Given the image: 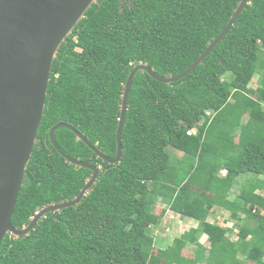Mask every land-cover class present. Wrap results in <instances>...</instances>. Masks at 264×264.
I'll return each mask as SVG.
<instances>
[{
	"label": "trees",
	"instance_id": "16d2710c",
	"mask_svg": "<svg viewBox=\"0 0 264 264\" xmlns=\"http://www.w3.org/2000/svg\"><path fill=\"white\" fill-rule=\"evenodd\" d=\"M239 2L94 3L54 60L13 225L75 198L91 177V169L69 162L53 145L56 124H72L115 157L132 68L147 63L162 76L184 71ZM54 134L68 155L92 158L93 149L70 128ZM122 138L120 162L97 156L99 176L78 204L48 213L27 235H6L0 264H264V0H251L185 77L166 83L139 71ZM220 209L230 213L232 226L210 219ZM168 210L200 224L155 248L153 229H165ZM204 234L209 246L200 241ZM187 247L193 256L184 254Z\"/></svg>",
	"mask_w": 264,
	"mask_h": 264
},
{
	"label": "water",
	"instance_id": "95a60500",
	"mask_svg": "<svg viewBox=\"0 0 264 264\" xmlns=\"http://www.w3.org/2000/svg\"><path fill=\"white\" fill-rule=\"evenodd\" d=\"M97 1L0 0V249L6 235H27L48 213L55 215L62 208L78 204L99 176L100 167L93 164L96 156L112 164L120 162L123 156L122 133L131 87L139 71H146L153 78L166 83L185 77L203 62L228 33L251 0H240L223 30L184 71L162 76L147 63H139L132 68L124 84L115 157L108 156L72 124H56L50 131L53 145L69 162L91 169V177L75 198L47 205L41 208L27 225L15 227L12 215L45 112L54 60L63 42ZM62 126L70 128L76 133L77 139L93 149L91 159L75 158L62 150L54 134L55 130Z\"/></svg>",
	"mask_w": 264,
	"mask_h": 264
},
{
	"label": "rangeland",
	"instance_id": "374dc122",
	"mask_svg": "<svg viewBox=\"0 0 264 264\" xmlns=\"http://www.w3.org/2000/svg\"><path fill=\"white\" fill-rule=\"evenodd\" d=\"M257 77L253 80L251 83L252 86L257 85L256 81ZM226 173V170H223L220 174L224 175ZM238 187H236L234 192H236ZM234 192L232 194H234ZM234 196V195H233ZM159 206L164 207V204H159ZM157 213L160 212V209L156 211ZM218 214V215H217ZM216 217H218V220H215ZM211 220L218 221L219 223L227 226H232V221L230 220V213L226 210L220 209L219 212L214 213L211 218ZM165 220V222H164ZM165 223V224H164ZM200 224V221L197 219H191V218H184L181 217L179 214L173 213L171 210L167 212L166 217L163 219V225H165V229L162 230L161 226L155 227L153 229L154 235H155V248H163L171 244L177 237H180L186 230L190 229L191 227H198ZM167 228V229H166ZM232 239H236V234H231ZM200 241L204 243L205 245L209 246V241L207 239V235L204 234L200 237ZM193 250L192 247H187L184 249V254L193 256Z\"/></svg>",
	"mask_w": 264,
	"mask_h": 264
},
{
	"label": "clouds",
	"instance_id": "9594fccd",
	"mask_svg": "<svg viewBox=\"0 0 264 264\" xmlns=\"http://www.w3.org/2000/svg\"><path fill=\"white\" fill-rule=\"evenodd\" d=\"M193 131H195V129L190 130L189 133H191V132H193ZM97 147H98V146H97ZM96 157H97V156H96ZM96 157H95V158H96ZM94 165H95V164H94ZM97 166H98V165H97ZM99 167H100V166H99ZM100 169H101V167H100ZM99 173H100V172H99ZM168 211H170V210H168ZM172 212H173V211H172ZM191 219H192V218H191Z\"/></svg>",
	"mask_w": 264,
	"mask_h": 264
}]
</instances>
